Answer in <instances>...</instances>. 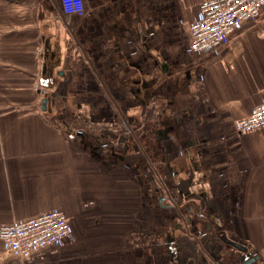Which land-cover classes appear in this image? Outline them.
<instances>
[{
    "label": "crops",
    "instance_id": "crops-1",
    "mask_svg": "<svg viewBox=\"0 0 264 264\" xmlns=\"http://www.w3.org/2000/svg\"><path fill=\"white\" fill-rule=\"evenodd\" d=\"M203 1L0 0V226L72 229L0 264H264V10L190 54Z\"/></svg>",
    "mask_w": 264,
    "mask_h": 264
},
{
    "label": "built area",
    "instance_id": "built-area-1",
    "mask_svg": "<svg viewBox=\"0 0 264 264\" xmlns=\"http://www.w3.org/2000/svg\"><path fill=\"white\" fill-rule=\"evenodd\" d=\"M65 14H83V0H61ZM264 0H205L199 17L190 25L187 52L203 53L227 47L243 25L260 22ZM1 39V34H0ZM237 133L246 134L264 127V102L245 118L235 119ZM72 238L69 218L60 210L0 226V241L9 253L26 259L35 251L61 246Z\"/></svg>",
    "mask_w": 264,
    "mask_h": 264
},
{
    "label": "water",
    "instance_id": "water-1",
    "mask_svg": "<svg viewBox=\"0 0 264 264\" xmlns=\"http://www.w3.org/2000/svg\"><path fill=\"white\" fill-rule=\"evenodd\" d=\"M45 103H46V101H43V108L45 109ZM236 247L239 249V250H241V251H243L244 250V248L243 247H241V246H239V245H236ZM251 257V255L250 254H245L243 257H242V259H241V261H246V263H244V264H249V263H251V261L253 260V259H251V261H247V259H249Z\"/></svg>",
    "mask_w": 264,
    "mask_h": 264
},
{
    "label": "rangeland",
    "instance_id": "rangeland-1",
    "mask_svg": "<svg viewBox=\"0 0 264 264\" xmlns=\"http://www.w3.org/2000/svg\"><path fill=\"white\" fill-rule=\"evenodd\" d=\"M170 201H172V200H170Z\"/></svg>",
    "mask_w": 264,
    "mask_h": 264
}]
</instances>
